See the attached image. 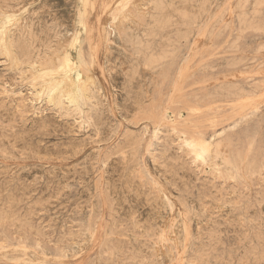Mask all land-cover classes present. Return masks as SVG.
<instances>
[{
    "label": "rangeland",
    "instance_id": "374dc122",
    "mask_svg": "<svg viewBox=\"0 0 264 264\" xmlns=\"http://www.w3.org/2000/svg\"><path fill=\"white\" fill-rule=\"evenodd\" d=\"M77 1L73 22L40 23L32 40L15 33L9 47V32L28 24L22 15L41 9L39 0H0V264H264V0L262 29L245 27L235 0H224L187 40L176 35L177 15L156 25L137 14L119 29V54L133 60L123 72L107 22L139 1ZM161 25L173 39L160 38ZM138 30L153 36L147 52H164L141 76ZM45 40L63 46L76 83L79 70L100 82L103 112L87 111L82 96L83 111L55 103L46 79L69 68L51 54V71L28 63ZM196 138L220 145L223 159L207 148L197 159Z\"/></svg>",
    "mask_w": 264,
    "mask_h": 264
},
{
    "label": "bare ground",
    "instance_id": "6f19581e",
    "mask_svg": "<svg viewBox=\"0 0 264 264\" xmlns=\"http://www.w3.org/2000/svg\"><path fill=\"white\" fill-rule=\"evenodd\" d=\"M136 1H139V3H135L134 11L130 13H126L125 15H123L122 19H117L111 22H107L109 35L112 38V40L115 42V44H118L119 47L116 52L117 54L115 53L113 54V59L117 62L116 66L119 67L120 71L122 72L128 68L130 69V64L133 62V60L128 56L127 52H124L123 54H119V50L123 47L125 48L122 32L119 29L122 25L124 24L127 25L129 22H132L133 18L137 14H142L144 16L151 18L152 22L156 25H159V23H161L162 21L164 24H166V21L162 19L163 17H167L168 19H170L173 18L175 15H177V19H175L174 22L175 24L179 25L178 27L179 30L176 32V35L180 39L187 40L188 37L190 36V31L192 30L191 28H194L196 30L194 35L196 39L197 37L200 36V33L202 32L206 24V21L209 19V17L213 15L217 10H219L222 3L224 2V0H136ZM262 2L263 0H235L231 8L238 11L237 16L239 17V20L242 22V24L245 25V27L262 29V25L258 24L255 21L258 11L260 10L259 7L262 4ZM248 4L252 6L251 8L252 16H249L246 10ZM77 6H78L77 0H39L37 8L41 9V13L35 14L36 10H31L30 12L24 13L21 17V21L27 20L28 24L26 27L25 26L23 27L22 23H19L15 28L13 27L14 29H12L9 32L8 46L14 47L15 42L13 40V37L15 33L23 37H28L30 40H32L33 34L37 26L40 25V23L44 24V28L48 29L49 27L52 30V28L57 29V27H54L57 22H61V23L73 22L72 20L75 18V10ZM17 7H18V3L6 4V8L9 10L15 11ZM48 17H51L52 20L50 22L51 25H49L48 23ZM159 29H164V25H161ZM170 32H171L170 30L167 31V29H164V33H163L164 36H160V38L164 37L166 39H171V38L173 39L174 35L171 36ZM55 35H61V32L56 33ZM152 37L153 36L150 33V38H148V40H144V39L141 40L139 35V30L135 34L134 40H136L137 43L143 47V49L142 47L141 49L138 47V49L134 50L136 55L134 59L136 65V72H138L137 74H139V76H141V73H145V71L150 70L154 68L156 65H160L163 63L161 58L164 56L163 55L164 52H162L161 55H159L158 53L152 54L147 52V49L152 45V40H153ZM2 45L3 44L0 41L1 49H5V47ZM119 45H121L122 47H120ZM52 48H54L55 50L53 52H49V50H51ZM112 49H115V47L111 45L110 51H112ZM36 51H37L36 56L32 57L31 61L28 62L29 64H32L30 65L31 68L39 69L43 71L45 70L46 72L51 71L49 66V64L51 63L49 62H52L53 60L49 58L50 54L54 55V60L60 61L59 65L61 67L69 68L65 70V72H68V74L63 72L58 77L51 76L46 79V84L48 86H51L53 90L52 98H55L54 101L56 104L64 105L63 100L68 99L69 102L72 103V105L74 106V110L83 111V109L79 106V102H78L79 96H82L85 101H88V105L86 107L87 111L92 109L94 115L98 114V112H103L102 110L104 108L105 99L100 82L96 78H94L93 75L84 74V72H81L79 70L77 75L80 81L79 84L76 83V78H74V75H72L74 71V70L72 71L73 69L72 63H70V60L68 59V56L64 52L63 46L60 43H57V45L54 46L48 40H45L41 44V48L40 47L37 48ZM110 51L108 50V53H112ZM19 59L20 57L18 53H14V60L17 61ZM181 67L182 65L180 66V68ZM111 77L114 80L113 76ZM233 87L234 86L224 87L223 92L224 93L232 92ZM239 93L243 94L245 92L239 90ZM164 117L167 118V115L162 116V118ZM175 129L176 126L174 124H171V130H175ZM158 131H159V127L157 126L154 128L151 138L147 144V151L152 149L154 140L158 136ZM188 144L190 151L194 153L197 159L202 158L201 150L206 148L210 150V159H212L213 161H219L223 159L222 148L217 143L213 144L209 141L196 138L195 140L189 141ZM161 194L164 195V192H161ZM168 206H169V211L172 213L173 204L170 201L168 202ZM171 216H172V219L170 218L171 229L169 234L171 235V241H173L176 249L179 250L181 247V239H180V231H179L180 222L177 218H173V213Z\"/></svg>",
    "mask_w": 264,
    "mask_h": 264
}]
</instances>
